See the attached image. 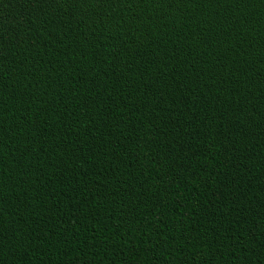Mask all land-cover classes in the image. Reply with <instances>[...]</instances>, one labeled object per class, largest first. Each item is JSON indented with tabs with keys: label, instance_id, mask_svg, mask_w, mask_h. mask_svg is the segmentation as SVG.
<instances>
[{
	"label": "trees",
	"instance_id": "16d2710c",
	"mask_svg": "<svg viewBox=\"0 0 264 264\" xmlns=\"http://www.w3.org/2000/svg\"><path fill=\"white\" fill-rule=\"evenodd\" d=\"M0 264H264V0H0Z\"/></svg>",
	"mask_w": 264,
	"mask_h": 264
}]
</instances>
